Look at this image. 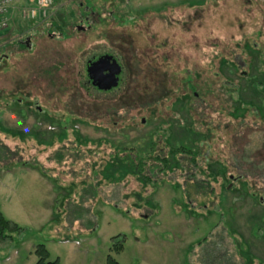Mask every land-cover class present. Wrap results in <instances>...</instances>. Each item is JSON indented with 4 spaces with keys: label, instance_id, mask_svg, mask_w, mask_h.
<instances>
[{
    "label": "rangeland",
    "instance_id": "obj_1",
    "mask_svg": "<svg viewBox=\"0 0 264 264\" xmlns=\"http://www.w3.org/2000/svg\"><path fill=\"white\" fill-rule=\"evenodd\" d=\"M38 9L37 0H18L0 37V212L18 226L0 227V264H34L39 244L59 264H104L107 255L121 264H264V170L256 177L248 162L229 159L223 178L195 169L198 176L208 172L203 176L210 183L168 169L141 186L124 178L106 187L100 176L90 185L98 193L83 198L90 186L78 182L92 156L60 164L53 158L64 127L70 140L74 131L103 139L106 154L117 147L149 150L151 135L167 121L172 147L198 137L185 127L182 99L168 114L110 106L120 116L113 126L99 100L118 91L80 85L85 60L110 51L123 65L120 90L127 103L155 85L161 89L160 83L175 91L190 73L227 106L241 89L244 102L264 109L263 85L256 91L247 86L264 83V0H49L44 15ZM244 130L232 156L245 146ZM247 135L246 147L254 148L264 140V126ZM71 141L67 147L75 145ZM194 144L198 149L197 139ZM216 149L208 150L211 159ZM35 163L67 186L65 196ZM213 169L221 170L218 164Z\"/></svg>",
    "mask_w": 264,
    "mask_h": 264
},
{
    "label": "trees",
    "instance_id": "obj_2",
    "mask_svg": "<svg viewBox=\"0 0 264 264\" xmlns=\"http://www.w3.org/2000/svg\"><path fill=\"white\" fill-rule=\"evenodd\" d=\"M6 31L1 33L0 37L3 36ZM22 45L28 46V43H22ZM114 53L115 51H110L106 54L114 55L118 59ZM96 57L97 56L87 58L85 63H83V66L85 65L86 67L88 60L94 59ZM118 61L120 62L119 59ZM120 64L122 65L121 62ZM123 72L124 71L122 70L118 85L115 88L108 90L112 94L113 92L118 91L116 93L117 95L105 96L99 100V97H90L88 94V97L92 98L91 100H93V102H98L99 100L101 101L99 103H103L104 106H107V113H109L108 118L112 117L111 119L113 120H111V124L113 126L117 124L120 116L118 117L115 112L112 113L109 111L108 108L110 106H112L113 110H118L117 108H124L127 109V111H131L136 108L139 110L141 108L143 110H148L150 114L162 113V111H160V108H162V110L166 109L165 112L168 114L174 112L172 108L173 105L182 99V106L186 115L185 127L186 129L192 128L193 134L198 135V137H196L194 141L191 142L193 144L190 146L178 144L172 147L170 141L172 124L170 121H167L162 122V127L151 135L149 140V150L144 151L135 150L133 148L125 149L117 147L116 149L112 148V151L106 154V149L103 146L105 141L103 139H98V141L88 140L81 137L76 131H74L75 136L73 139H71V141L68 139V134L66 135V128L64 127L62 133L58 136L60 144L63 145H61L53 155L55 162L60 164L63 161H66V157L71 158L78 156L77 158H79V156H83L81 158H84L85 156L89 155L93 158L92 163L89 165V173L87 172L86 175L80 179L78 182L79 185L84 183L86 180H88L87 186L95 184L96 181L100 182L101 180L99 177L101 176L104 178L105 183L107 184L106 187L110 186L111 182L120 183L124 178L125 179L123 182H125V184L131 183L133 180L136 181L139 186H141L144 185L147 180H151L154 177H159L162 171L166 169L173 171V173L177 171L179 172L181 178L184 177L187 180L193 181L194 183L197 181L200 183H210L209 180L204 179L203 175H206L209 172L210 174H214L217 177L223 178L225 173L228 172L226 170L230 168L228 162L229 159L230 161H233V164L238 166H240L242 163L248 162V168L249 170L251 169L252 175L260 177V175H257V172L264 170V159H259L260 157H263L261 152L264 151V140L260 139L258 142H256L257 144L255 143L254 148L250 146L246 147V144L251 143V137L250 135H247L248 129L250 132H254V130L259 128V126L260 128H263L264 109L263 107L255 105L252 102H244L241 96V89H238L237 92H234L235 95L233 94L234 96L231 99L233 105L227 106L225 105L227 103L225 100H217L218 94L214 92L213 89H210V84L206 83L201 85L197 81V74L190 75V73H187L185 77H183L184 80L181 79L179 81L180 85L175 91H173L171 88L169 89L167 85L160 83L161 89L158 88V85H155L153 91H145L144 95L138 97L134 95L135 98L129 97L130 103H127V101L125 102L123 99V96H125L124 92L120 90L122 86L121 83L124 81V78L122 77ZM80 80H82L80 83L82 87H85L86 89H88L89 86L92 87L87 75H83ZM258 84H262L264 87V83L261 81H259V83H249L247 86H250L251 89L256 91V86ZM247 86L245 88H247ZM108 91L99 90V92ZM203 93L210 95L209 97H212L214 101L217 100L216 102H218L219 105L213 107L212 103L209 104L208 101L205 102ZM197 101L203 103L201 104ZM69 115L73 116L70 113ZM77 119L80 121H87L89 120V117L80 116L77 117ZM146 121L147 120L145 119L143 121L142 117L139 120V122L142 123H145ZM166 128L168 129L169 133L166 132ZM244 128L247 129V132L243 136V144H245V146L241 148L240 153L236 155L234 154L232 156L230 154L232 145L236 142V138L240 137L242 132L246 131ZM196 139L197 142L199 141L198 149H194V143ZM70 141L74 142L75 145H70V147H67L66 142ZM160 141L162 143H160ZM92 145L94 147H92ZM221 145H223V147ZM168 147H171V149L169 148L170 152L169 154H166ZM213 149H216L219 153L217 157L211 159L212 154H208V150L212 151ZM69 150L72 154L68 152ZM160 150H163L165 153L161 154L159 152ZM35 164L40 175L46 179H49V181H51L55 187H57V191H62L63 195L65 196L66 189H68L67 186L60 185L59 180L54 178L52 175H49L43 168L42 164ZM217 164L221 168L219 171L213 169V166ZM196 168L205 169V171L208 172H204L202 175L198 176L195 173ZM184 174L185 176H182ZM227 178H231L230 180H233V174L228 173ZM81 188H86V185L81 186ZM97 189L98 187L93 188L91 186L86 188L82 191V197L92 198V196H94L93 194L96 192L98 193ZM4 226L15 229L18 228L15 223L5 219L0 212V227ZM113 248L116 253L120 252L123 248L122 241L114 244ZM33 252L37 257V260L34 264H59L58 258L50 260L49 252L43 244L35 246ZM104 264L121 263H119L111 255H107Z\"/></svg>",
    "mask_w": 264,
    "mask_h": 264
},
{
    "label": "water",
    "instance_id": "obj_3",
    "mask_svg": "<svg viewBox=\"0 0 264 264\" xmlns=\"http://www.w3.org/2000/svg\"><path fill=\"white\" fill-rule=\"evenodd\" d=\"M121 66L110 54H103L86 66V74L93 86L98 90L108 91L115 88L119 82Z\"/></svg>",
    "mask_w": 264,
    "mask_h": 264
},
{
    "label": "built area",
    "instance_id": "obj_4",
    "mask_svg": "<svg viewBox=\"0 0 264 264\" xmlns=\"http://www.w3.org/2000/svg\"><path fill=\"white\" fill-rule=\"evenodd\" d=\"M17 2L18 0H0V34L9 28L11 12L14 10ZM37 2L39 5V12L44 15L46 12L45 9L49 4V0H37Z\"/></svg>",
    "mask_w": 264,
    "mask_h": 264
},
{
    "label": "flooded vegetation",
    "instance_id": "obj_5",
    "mask_svg": "<svg viewBox=\"0 0 264 264\" xmlns=\"http://www.w3.org/2000/svg\"><path fill=\"white\" fill-rule=\"evenodd\" d=\"M101 55H103V54H101ZM111 55V54H110ZM100 55H98L97 57H99ZM112 56H114V55H112ZM96 57V58H97ZM96 58H94V59H90V60H88V62L89 61H93V60H95ZM114 58L117 60V62L120 64V62L118 61V59L114 56ZM88 62H87V65H88ZM120 66H121V73H122V70H123V66L120 64ZM121 73H120V75H121ZM120 75H119V81H120ZM88 78V77H87ZM89 80V79H88ZM90 82V81H89ZM119 83V82H118ZM90 84H91V82H90ZM93 86V85H92ZM93 87H95V86H93ZM96 88V87H95ZM101 91V90H100Z\"/></svg>",
    "mask_w": 264,
    "mask_h": 264
},
{
    "label": "crops",
    "instance_id": "obj_6",
    "mask_svg": "<svg viewBox=\"0 0 264 264\" xmlns=\"http://www.w3.org/2000/svg\"><path fill=\"white\" fill-rule=\"evenodd\" d=\"M40 174V173H39Z\"/></svg>",
    "mask_w": 264,
    "mask_h": 264
}]
</instances>
